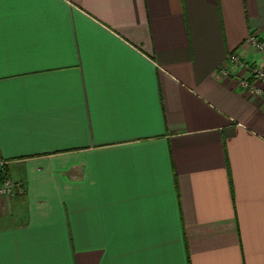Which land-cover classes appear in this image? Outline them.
Listing matches in <instances>:
<instances>
[{
  "label": "crops",
  "instance_id": "obj_1",
  "mask_svg": "<svg viewBox=\"0 0 264 264\" xmlns=\"http://www.w3.org/2000/svg\"><path fill=\"white\" fill-rule=\"evenodd\" d=\"M264 0H0V264H264Z\"/></svg>",
  "mask_w": 264,
  "mask_h": 264
},
{
  "label": "built area",
  "instance_id": "obj_2",
  "mask_svg": "<svg viewBox=\"0 0 264 264\" xmlns=\"http://www.w3.org/2000/svg\"><path fill=\"white\" fill-rule=\"evenodd\" d=\"M247 43L257 52L264 54V42L256 36H251ZM229 64L247 71V78L240 81L241 88L249 95L264 99V67L250 65L242 60L239 55L232 54ZM5 162L0 158V166ZM16 185L10 179L0 180V199L14 196Z\"/></svg>",
  "mask_w": 264,
  "mask_h": 264
},
{
  "label": "trees",
  "instance_id": "obj_3",
  "mask_svg": "<svg viewBox=\"0 0 264 264\" xmlns=\"http://www.w3.org/2000/svg\"><path fill=\"white\" fill-rule=\"evenodd\" d=\"M4 177L0 174V180H2ZM5 179V178H4Z\"/></svg>",
  "mask_w": 264,
  "mask_h": 264
},
{
  "label": "rangeland",
  "instance_id": "obj_4",
  "mask_svg": "<svg viewBox=\"0 0 264 264\" xmlns=\"http://www.w3.org/2000/svg\"><path fill=\"white\" fill-rule=\"evenodd\" d=\"M4 179V178H3ZM5 179H8V178H5Z\"/></svg>",
  "mask_w": 264,
  "mask_h": 264
}]
</instances>
